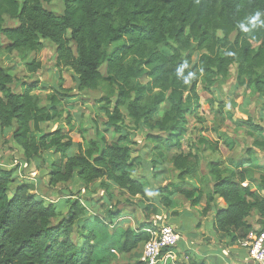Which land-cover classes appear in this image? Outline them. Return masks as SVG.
Masks as SVG:
<instances>
[{"label":"trees","instance_id":"1","mask_svg":"<svg viewBox=\"0 0 264 264\" xmlns=\"http://www.w3.org/2000/svg\"><path fill=\"white\" fill-rule=\"evenodd\" d=\"M53 1L0 0V35L8 42L0 51L36 56L51 42L56 46L55 68H70L81 90H97L105 66L117 86L115 100H106L105 127L119 139L109 142L97 130V140L87 148L80 145L79 153L70 157L71 138L61 128L49 134L42 129L60 117L57 95L42 107L33 94L35 84H24L23 93L15 94L11 86L16 79L0 60V129L14 128L12 139L27 163L47 153L59 155L46 176L50 187L76 177L83 186L101 182L105 190L114 185L131 197L145 198L148 185L135 178L142 162L134 156L132 132L144 126L160 147L178 148L187 115L197 113L198 86L203 82L207 89L215 87L228 79L233 66L239 83L264 98V0H63L62 16L44 7ZM6 17L18 26H4ZM114 45L118 48L109 52ZM195 54L200 55L197 62ZM27 67L36 73L41 64L34 59ZM243 125L263 133L250 120ZM255 147L264 149V144L255 142ZM172 164L179 173L177 192L192 207L205 201L203 217L216 198L226 205L214 217L215 232L242 233L232 234L234 244L244 240L254 229L248 221L254 212L264 227V197L250 188L244 171L223 176L220 164L211 163L213 185L188 190L182 186L199 171L196 156L176 154ZM13 182L14 172L0 167V264H103L95 232L85 234L82 244L73 241L74 231L88 224L81 220L85 210L80 202L70 203L67 216L55 223V205L32 195L27 183L12 187ZM171 203L167 200L168 207ZM92 221L106 227L98 218ZM149 239L145 227L119 230L103 241L126 255L137 253Z\"/></svg>","mask_w":264,"mask_h":264},{"label":"rangeland","instance_id":"2","mask_svg":"<svg viewBox=\"0 0 264 264\" xmlns=\"http://www.w3.org/2000/svg\"><path fill=\"white\" fill-rule=\"evenodd\" d=\"M44 7L58 16L65 12L63 0L44 4ZM3 25L17 27L18 23L6 17ZM7 44V40L0 35V47ZM116 48L118 46H112L109 52ZM55 50L56 46L47 42L46 48L36 56L26 52L10 54L0 51L3 67L16 79L11 86L13 92L20 95L24 91V84H35L33 94L40 98L42 107L49 106L51 95H57L60 100V117L43 125L42 129L49 134L61 128L73 143L70 157L79 153L80 145L87 148L90 141L97 140V130L103 133L107 141H118L119 135L113 131L106 132L105 127L106 100L114 101L117 92V86L106 75V67L100 69L104 81L97 90H81L78 78L70 68L61 71L55 68ZM199 56L195 54V62ZM34 59L41 64V69L30 73L27 65ZM141 83L145 84L147 80H142ZM194 101L197 102V113L187 115L185 135L180 139L178 148L160 147L149 139L151 133L144 126L132 132L131 147L134 156H140L142 162L135 171V178L144 180L148 185L145 198L131 197L114 185L105 190L101 182L83 186L76 177L68 184L50 187L46 176L49 167L59 162V155L47 153L42 158L27 163L22 149L12 139L14 128L0 129V167L14 172L12 187L27 183L32 195L44 200L47 205L53 204L58 208L59 217L55 223L67 216L70 203L80 202L85 210L81 220L88 224L85 230L74 231L73 241L82 244L85 234L95 232L101 244L103 264H138L137 255L142 251L141 248L137 253L121 255L117 247H112L111 242L103 241L105 237H111L119 230L131 228L138 231L145 227L149 230L163 224L176 227L186 241H194L193 253L199 255L182 253L187 249L186 242H181L177 264H206L201 260L205 248L220 249L223 259L232 258L236 264H242L235 261L229 252H236L240 248L239 243L231 242L232 234L239 237L242 233L214 231V217L218 209L225 208L226 205L216 198L211 212L203 217L205 201L199 207H192L191 202L177 192L180 187L179 173L172 164V158L176 154L191 152L199 162L198 173L195 177L186 179V186H182L184 189L211 187L213 183L208 174L209 165L218 163L223 176L239 172L238 170L244 171L250 188L264 197V185L261 182L264 177V149L262 146L255 147V142L264 144V98L248 84L239 83L237 66H233L228 79L220 80L215 87L207 89L205 83L201 82L197 89V100ZM248 120L260 126L263 133L252 132L245 127L243 123ZM153 134L161 135L159 132ZM211 147L216 150L211 151ZM252 157L253 161L250 163ZM243 163L247 164L239 166ZM167 200L172 202L170 207L167 206ZM111 213H119L120 217L110 216ZM96 218L104 222L106 227H100L96 221H92ZM248 221L254 228H260L256 212ZM105 248L107 250L104 251ZM112 250H116L120 257L113 254ZM216 264H226V261H218Z\"/></svg>","mask_w":264,"mask_h":264},{"label":"built area","instance_id":"3","mask_svg":"<svg viewBox=\"0 0 264 264\" xmlns=\"http://www.w3.org/2000/svg\"><path fill=\"white\" fill-rule=\"evenodd\" d=\"M147 233L150 239L137 255L138 261L142 264H177L179 244L186 242V249H190L189 241H186L178 229L171 225H159L156 229L147 230ZM238 243L245 251L244 260L252 264H264V227L254 228L247 238ZM187 250L182 253L188 254ZM112 253L120 257L117 251Z\"/></svg>","mask_w":264,"mask_h":264},{"label":"crops","instance_id":"4","mask_svg":"<svg viewBox=\"0 0 264 264\" xmlns=\"http://www.w3.org/2000/svg\"><path fill=\"white\" fill-rule=\"evenodd\" d=\"M189 244H190V249H188L189 251L187 250L186 252H188V254L192 255V256H194V254L198 255V253H193L192 247L194 246V241H192L191 243L189 242ZM205 249L206 250H204L203 254L201 255V257H202L201 260L203 262H206V264H216L218 261H220V262L226 261V264H236L232 260V258L231 259H226V258L223 259V255H222L223 252H221L220 249H216V250H211L208 248H205ZM229 252H230V254L232 253L231 254L232 256H234V258L236 259L235 261L241 262L242 264H252L251 262L244 260L245 259V255H244L245 251L243 249L239 248V250H236V252H231V251H229Z\"/></svg>","mask_w":264,"mask_h":264}]
</instances>
